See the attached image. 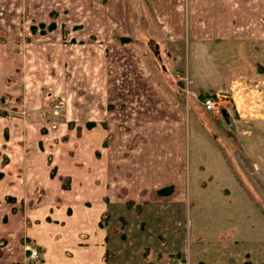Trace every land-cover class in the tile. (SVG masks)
<instances>
[{
	"label": "rangeland",
	"instance_id": "374dc122",
	"mask_svg": "<svg viewBox=\"0 0 264 264\" xmlns=\"http://www.w3.org/2000/svg\"><path fill=\"white\" fill-rule=\"evenodd\" d=\"M107 3V0L101 5L94 3V7L106 9ZM13 19H17L15 27L19 31L14 38L21 40L6 45L2 41L4 36H10ZM0 20H3L2 28L7 30L2 31L0 27V44L11 46L6 75L8 89L0 96V116L21 114L20 105L33 93L42 95L44 117L51 121V126L43 131L46 137L25 148L24 164L18 169L24 176L35 174L36 184L26 187L20 197L10 195L3 200L9 204L0 200V264H42L41 245L26 237L25 232L7 234L2 227L11 218L13 226H27L28 211L43 207L49 195L57 196L58 199H53L57 204L62 198L70 200L72 196L65 194L77 193L78 184L87 178L88 164L93 167L111 142L110 135L106 136L100 149L93 152L95 137L87 136L86 140L93 144L89 149L84 146L80 139L81 123L75 121L69 128L76 129L78 137L72 139L63 123L67 105L73 106L75 116H80L82 121L87 120L85 117L100 118L108 128L110 121L115 120L124 132L139 129L152 119L164 125L160 130H168L169 126L180 129L181 122H188L186 176L189 184L172 187L174 198H181L185 189L188 198L178 204L168 202L174 217L153 220L144 231L151 232L153 237L161 234L162 241L170 248L181 250L180 254L185 257H179L182 259L176 264L183 261L185 264H264V43L258 49L248 43L221 40L193 46L186 40L177 47L172 43H158L147 35L132 34L126 39L111 27L102 26L103 41H95L97 37L93 35L94 42L88 45L77 41V36L65 25L59 28V33L47 31L45 34L49 35L35 38L28 30L36 20L27 13V0H0ZM133 36L136 41L128 47L124 42L134 40ZM25 47L29 50L24 51ZM174 49L180 52V57ZM23 54L26 57H21ZM182 66L184 70L180 74ZM189 74L195 91L191 90ZM186 75L188 84L180 78ZM210 91L217 94L215 112L221 117H216V113L208 116L199 110ZM78 101H85L91 107V115L81 112ZM129 143L134 145L132 139ZM33 148L41 153L42 162V167L34 171L31 160H35V155L30 154ZM48 158L57 166H53L51 174ZM2 159L9 161L3 153ZM69 161L74 167L68 166ZM71 170L74 184L73 176H66ZM103 174L102 166L100 175ZM106 175L111 178L109 171ZM3 176L0 170V177ZM43 178L49 183L42 182ZM78 196L81 194L75 195ZM132 202L118 212L116 220L115 210L109 206L102 218V226L110 233L108 258H113L115 239L132 246L130 219L124 214L136 212ZM138 207L141 206H137L140 214L144 210ZM154 210L162 213V206ZM138 218L147 219L141 214ZM160 220L167 222L165 227L154 225ZM148 245H154L153 240ZM30 247L38 250V259L30 258ZM149 253L147 260L151 261L154 251Z\"/></svg>",
	"mask_w": 264,
	"mask_h": 264
},
{
	"label": "crops",
	"instance_id": "0c3cea01",
	"mask_svg": "<svg viewBox=\"0 0 264 264\" xmlns=\"http://www.w3.org/2000/svg\"><path fill=\"white\" fill-rule=\"evenodd\" d=\"M107 1L105 9L104 6L94 7V3L101 5L105 3V0H27V13L36 20L29 26V33L31 31L35 38H38L41 35L59 33V28L65 25L73 31V35L77 36V41L89 45V42H94L93 35L97 37L95 41H103L105 35L100 29L103 26L111 27L113 32L122 37L132 34L147 35L158 43H172L177 47L186 40L193 46L204 41L221 40L248 43L251 46L256 45L258 49L264 43V0ZM53 13L56 15L53 20L55 28L49 29ZM16 20H11L13 28L8 30L10 36H4L3 44L10 45L21 40L14 38L19 34L15 27ZM2 21L0 20V27L2 31H7L2 28ZM41 23L45 24L44 32L41 31ZM95 29H97L96 32ZM47 31L49 34H45ZM27 36L31 38L28 33ZM135 41L134 38L124 44L128 43L130 47ZM8 47H2L0 44V96L4 95L8 89L6 75L9 72L8 60L11 58V46ZM120 47L122 49V44ZM135 47L138 50V46ZM48 48L51 49L50 46ZM24 49V51L29 50L26 47ZM175 52L180 57V52L178 50ZM21 57L26 55L23 54ZM183 68L184 66L179 71L182 72ZM189 77L191 90L195 91L192 89L193 81L190 74ZM76 91L78 92V88ZM228 97L231 101L230 94ZM23 103L20 105L21 114L0 116V154L3 153L9 157V161L0 160V170L4 172V176L0 177L1 202L4 199L7 200L10 195L20 197L26 187L36 184L37 178L33 177L35 174L24 176L18 172V169L24 164L25 148L31 145L33 147L35 143L42 141L46 137L43 131L51 126V121L44 117L45 105L42 95L36 96L31 93V97L26 98ZM77 103L82 107L83 114L91 115L92 109L86 106L85 101ZM67 106L69 109L66 110V121L63 123L66 130L70 131L72 139L78 137L76 129L69 128V124L75 121L81 123L80 139L88 149L93 143L95 144L92 148L93 152L100 149L108 135L111 137L109 146L105 148V152L97 163L94 160L93 167L88 164L87 178H83L78 184L75 190L77 193L65 194V196H72L70 200L66 201L62 198V201L57 204L53 201L58 199L57 196L49 195L43 207L28 211L27 226L21 224L13 226L14 221L11 218L2 228H6L7 234L19 235L25 232L26 237L41 245L43 247L42 264H176L179 259H184L185 256L180 254L181 250L177 247L172 249L162 241L161 234L153 237L152 233L145 232L144 228L146 225H152L153 220L173 218L174 213L170 211L168 202L178 204L179 201L185 202L188 198V190L185 195L186 189L181 198H174V191L161 192L165 187L177 185L186 187V183L188 187L189 182L186 176L188 122L187 124L181 122L180 129L173 130L169 126L168 130H160L164 125L152 119L147 120V123L141 125L139 129L136 127L124 132L115 120L113 123L110 121L108 128L100 118L85 117L87 120L82 121L80 116H75L73 106ZM203 108L199 109L201 113L208 116L216 113V117H221L217 112ZM89 123L93 125L90 126ZM87 136L95 137L93 143L86 140ZM141 136H144L145 140ZM130 139L134 143L133 146L129 143ZM98 151L101 152V150ZM30 154L35 155V160H31L32 170L42 167L41 153L33 148ZM54 159L58 162L56 156ZM52 162L48 158L50 174L52 169L57 167ZM69 162L68 166L74 167V163ZM102 166L104 167L103 176L100 175ZM107 171L110 172L111 178L106 175ZM69 174L73 176L74 184V171H69L66 176H70ZM44 178L42 182L49 183ZM122 192L125 194L122 195ZM78 193L81 196L75 197ZM131 201L136 205V212L124 214L128 220L130 219V237H134L132 246H125L115 239L113 258H108L110 233L100 222H103L102 218L108 212V206L115 210L114 220H116L120 215L118 212H121L122 208ZM137 206H141L138 208L144 210L140 214L145 215L146 220L138 218L140 214H137ZM161 206L162 213L154 210ZM41 214L43 217L40 218ZM166 224V221L160 220L154 225L165 227ZM151 240L154 245H148ZM149 251H154V258L151 261L147 260L151 256Z\"/></svg>",
	"mask_w": 264,
	"mask_h": 264
},
{
	"label": "built area",
	"instance_id": "2783aa9c",
	"mask_svg": "<svg viewBox=\"0 0 264 264\" xmlns=\"http://www.w3.org/2000/svg\"><path fill=\"white\" fill-rule=\"evenodd\" d=\"M182 80L186 81V84H188L189 79L188 76L186 75L185 77L181 76L180 77ZM204 106L208 110L214 111L217 106V101L214 99L213 95L210 94L204 98ZM30 249V258L32 259H38L39 258V252L36 248H29Z\"/></svg>",
	"mask_w": 264,
	"mask_h": 264
},
{
	"label": "trees",
	"instance_id": "16d2710c",
	"mask_svg": "<svg viewBox=\"0 0 264 264\" xmlns=\"http://www.w3.org/2000/svg\"><path fill=\"white\" fill-rule=\"evenodd\" d=\"M41 31L42 32H44L45 30V24H43V23H41ZM49 29H54L55 28V23L54 22H52L50 25H49V27H48ZM34 30H35V28H33ZM123 38H126V39H129L130 37H123ZM172 191V187H165V188H162V190H161V192H163V193H170ZM100 224L102 225L103 224V222L101 221L100 222Z\"/></svg>",
	"mask_w": 264,
	"mask_h": 264
}]
</instances>
